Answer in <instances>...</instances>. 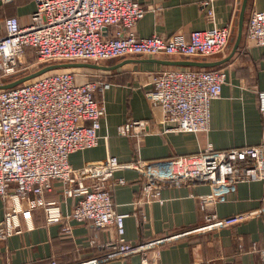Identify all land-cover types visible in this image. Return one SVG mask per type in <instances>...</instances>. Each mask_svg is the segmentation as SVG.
I'll return each instance as SVG.
<instances>
[{
  "label": "built area",
  "instance_id": "built-area-1",
  "mask_svg": "<svg viewBox=\"0 0 264 264\" xmlns=\"http://www.w3.org/2000/svg\"><path fill=\"white\" fill-rule=\"evenodd\" d=\"M151 7L137 0H35L29 24L21 25L17 17L4 21L0 86L52 64H99L137 56L211 58L227 47L231 26H217L211 1L203 3L205 19L211 27L191 31L189 40L184 33L170 37L137 35L136 24ZM247 34L256 45L264 47V11L251 12ZM19 72L24 73L20 76ZM226 77L218 67L171 68L153 74V89L147 97L162 109L165 132H208L211 103L221 96ZM108 86L102 77L79 80L78 72L63 69L0 89V197L4 201L51 192L55 183H60L63 194L76 201L71 219L100 229L116 228L119 239L114 251L101 260L140 254V264H151L150 250L182 236L218 230L262 213L259 210L222 219L211 209L226 199L236 183L264 178L263 145L220 152L208 148L195 155L165 160L139 159L134 166L142 177L141 191L147 202L160 199L166 188L209 185L212 191L198 197L203 213V223L198 228L138 244L126 241L123 236L127 215L116 210L111 193L114 173L122 163L114 155L78 168L69 162L72 153L99 144L97 125L105 110L98 95ZM258 99L264 119V91L258 92ZM149 131V123L140 120L118 127L119 135L133 139L137 145ZM230 158L245 161L253 175L243 180L209 181ZM141 203L144 201L136 202ZM5 237L0 232V238ZM255 250L259 249L254 244ZM259 251L264 256V249Z\"/></svg>",
  "mask_w": 264,
  "mask_h": 264
},
{
  "label": "crops",
  "instance_id": "crops-1",
  "mask_svg": "<svg viewBox=\"0 0 264 264\" xmlns=\"http://www.w3.org/2000/svg\"><path fill=\"white\" fill-rule=\"evenodd\" d=\"M137 1L144 7L152 6L136 24V33L141 37L184 33L189 40L191 31L211 27L203 8L207 1L214 7L217 26L230 25L231 30L225 50L211 58L137 56L106 64L114 66L129 61L116 69L102 71L109 86L98 95L105 110L97 125L99 144L72 153L69 162L78 168L100 163L108 155L119 159L122 166L114 173L111 193L116 210L127 215L123 237L132 244L198 228L203 223L198 197L212 191L209 185L166 188L161 191L160 199L147 202L141 191L142 177L134 166L137 160L195 155L208 148L220 152L264 146V119L258 108V92L264 91V47L256 45L247 34L251 12L264 11V0L247 1L239 47L228 62L218 66L227 77L221 96L211 103L210 130L198 133L165 132L162 109L147 97L153 89L152 76L166 69L186 68L159 61L227 58L238 36L244 0ZM34 11L35 0H0V37L5 34L6 18L17 17L21 25H27ZM133 120L150 125L140 145L118 133L120 125ZM223 168L227 169L228 177L231 165ZM118 180L123 183H117ZM137 201L144 203L136 204ZM75 202L74 198L63 194L60 183H55L53 191L33 193L29 199L4 201L0 197V232L6 235L0 238V264H140V254L101 260L114 251L119 239L116 228L100 229L92 223L71 219ZM211 210L222 219L259 210L262 213L231 226L182 236L154 248L148 252L150 263L264 264V256L259 251L264 249V178L236 183L226 199ZM7 212L9 217H6ZM254 244L259 250L253 251Z\"/></svg>",
  "mask_w": 264,
  "mask_h": 264
},
{
  "label": "water",
  "instance_id": "water-1",
  "mask_svg": "<svg viewBox=\"0 0 264 264\" xmlns=\"http://www.w3.org/2000/svg\"><path fill=\"white\" fill-rule=\"evenodd\" d=\"M248 0H244L242 9H241V14H240V23H239V31H238V36L235 41L234 47L232 49L231 54L220 61H192V60H184V61H172V60H167V61H159V63L165 64V65H170V66H184V67H198V68H213V67H218L226 62H228L236 53L241 38H242V30H243V20H244V14H245V9L247 5ZM129 61H123L122 63H119L114 66H105V65H99L95 63H89V62H77V63H59V64H52L45 66L29 75L23 76L15 81H12L10 83L4 84L0 86V89H9L13 88L15 86H18L23 83H29L31 79H34L36 77H39L45 73L58 70V69H76V68H88V69H93V70H113L116 69L125 63ZM158 62V61H157Z\"/></svg>",
  "mask_w": 264,
  "mask_h": 264
},
{
  "label": "bare ground",
  "instance_id": "bare-ground-1",
  "mask_svg": "<svg viewBox=\"0 0 264 264\" xmlns=\"http://www.w3.org/2000/svg\"><path fill=\"white\" fill-rule=\"evenodd\" d=\"M226 164L231 165V172L228 175V177H227V169L223 168V166ZM223 166H222V169L220 170V172L215 177L209 179V181L210 180L227 181L228 180L227 178H229V181H230V179L235 181V180L250 178L251 175H253L252 169L249 168L245 164V161H243L242 159L238 160L235 158H230L227 161H225ZM223 178H224V180H223Z\"/></svg>",
  "mask_w": 264,
  "mask_h": 264
},
{
  "label": "rangeland",
  "instance_id": "rangeland-1",
  "mask_svg": "<svg viewBox=\"0 0 264 264\" xmlns=\"http://www.w3.org/2000/svg\"><path fill=\"white\" fill-rule=\"evenodd\" d=\"M112 62H114V61H102V62H99V64L100 65H106V64H110ZM59 70H63V69L54 70L52 72H56V71H59ZM69 70L78 72L79 80H86V79L91 80V79H93L95 77H102L103 78V73H102L101 70H92V69H88V68H76V69H69ZM23 73L24 72H19L17 75L20 74V76H22ZM15 78L16 77H14L13 79H15ZM17 79H19V78H17ZM17 79H15V80H17Z\"/></svg>",
  "mask_w": 264,
  "mask_h": 264
},
{
  "label": "trees",
  "instance_id": "trees-1",
  "mask_svg": "<svg viewBox=\"0 0 264 264\" xmlns=\"http://www.w3.org/2000/svg\"><path fill=\"white\" fill-rule=\"evenodd\" d=\"M99 77H95V78H93V79H91V80H97Z\"/></svg>",
  "mask_w": 264,
  "mask_h": 264
}]
</instances>
